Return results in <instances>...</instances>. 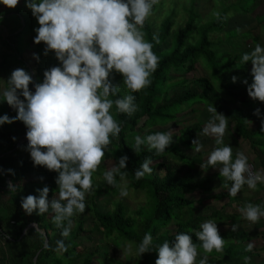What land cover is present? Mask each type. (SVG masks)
Returning <instances> with one entry per match:
<instances>
[{"label": "trees", "instance_id": "obj_1", "mask_svg": "<svg viewBox=\"0 0 264 264\" xmlns=\"http://www.w3.org/2000/svg\"><path fill=\"white\" fill-rule=\"evenodd\" d=\"M195 2L196 0H189L184 6L183 10L187 16L185 15L183 25L175 29L174 8L165 12L158 25L145 21L142 29L145 39L153 44V51L159 57L157 70L150 77L152 81L150 86L139 92H131L123 84L122 74L115 72L112 74L113 83H119L120 89L116 95L109 98L115 101L131 94L135 96V103L138 106V110L129 116L120 113L113 104L110 111L121 124L122 131L118 138L110 137L111 143L108 145L114 166L118 164L120 157L125 155L129 157L127 168L121 171L127 173L125 179L129 187L146 195L145 203L139 205L132 213L120 199L114 201L112 208L101 211L95 207L93 194L89 217L83 213L74 215L72 230L67 238L61 236L62 229L53 223L51 211L43 215L35 212L27 215L21 207V198L24 195L20 197V193L17 195L14 193L18 191L22 193L27 187L34 191L37 186H48L51 200L55 194L58 195V185L55 183L58 173L49 171L46 167L38 170L32 159L29 161L25 157L18 164H13L15 149L20 145L16 147V144L21 136L27 133V127L19 120L12 124L0 125V154L4 152L10 154L7 158L3 154L0 155V191L15 195L8 196L5 201L0 200L3 202L0 206L6 205L5 208H9L7 212L13 213L10 215L15 223L14 225L8 223L9 229L5 231L8 235L6 243L13 242L18 245L17 260L11 264H111L108 251L104 247L112 243L122 246L126 242L135 250L132 264H156L158 246L165 240L174 242L178 233L190 234L193 242L198 245L200 253L197 257L198 264L205 255L200 247L201 242L195 236V232L201 230L202 223L215 220L218 229L224 223L232 226L237 221L246 220L239 211L246 203L264 205V195L253 201H238V208L232 207L235 211H226V202L220 208L209 205L211 201H219L224 197H229V200L238 197L229 196L228 189L232 182L221 177L219 172L202 177H197L193 172L197 165L201 166L207 162V159L202 158V152H195L193 155L186 153L187 150L194 149L192 141L198 138V133L200 136V132H203L202 122L197 121L192 126L181 128L178 134H174V142L161 155H157L155 150L149 151L146 145L141 146L139 154L133 149L135 136L144 137L157 131H168L169 124L177 122V115L182 110L189 108L194 113L195 109L192 107L194 104H203L206 108L212 105L217 111H221L222 99L232 100L236 96L240 102L251 106L247 87L253 81L252 64L251 62L242 64L240 61L244 53L250 52L246 48L249 39L253 42L259 41V44L264 46V38L259 34L261 30L264 32V15H255V24L252 27L226 31L225 29L232 14H251L260 0H234L229 3L225 0H216L215 13L219 12L221 19L218 20L211 14L210 19L205 22H201ZM2 5L0 4V26L4 19L16 22L14 28L5 29L6 32L0 33V44L3 48L0 53V77L7 72L3 90L8 87L7 81L12 71L17 68L28 71L35 82H43L45 70L53 66H62L61 62L56 58L54 51L44 54L46 45L43 42L40 44L34 42L37 35L35 29L40 25L32 11L26 7L25 0H20L14 9ZM222 32L223 36L214 38L215 34ZM154 34L158 37V43L153 39ZM26 50H32L37 54L39 61L35 58L32 62L24 59ZM197 63L206 69L205 75L188 78L182 76L194 71ZM241 69H247L249 72L241 76L239 73ZM233 76L238 78L235 83L232 81ZM245 79L248 85L243 83ZM29 87L31 91H35L34 84H30ZM3 90H0V116L7 114L9 117H15L18 112L11 109L7 101L3 100ZM21 99L24 98L21 96ZM242 108H228L225 113L222 111L221 113L229 120L228 125L233 123L230 133L233 141H237V137L249 140V144L255 148V153L259 156L261 171H264V130L259 123L261 120L254 114L245 113ZM246 119L251 122H246ZM256 119L257 126L250 127ZM165 125L167 126L164 127ZM223 142L224 145L229 144L225 138ZM221 146L223 145L215 144V147ZM148 157L153 160V164L150 165L153 171L137 180L135 172ZM101 168L100 165L93 173V185L97 183L96 176L100 174ZM212 168L209 166L204 170L209 171ZM9 169L14 170L15 176L8 172ZM29 173L32 175L22 185V179ZM7 179L16 185L15 192H10L8 188L4 189ZM119 179L120 176L117 175V185ZM263 188L264 184H257V191ZM110 189L116 193L118 186H110ZM11 199L15 201L14 204L9 203ZM229 204L228 201L227 205ZM16 207H20L19 211ZM0 220L3 221L2 216ZM31 222L37 224V231L36 228L29 227L23 233V228ZM41 232L43 238L39 234ZM149 232L153 236L152 245L149 252L140 256L137 246ZM219 232L225 239L223 251L213 250L207 254L208 264H245V256L251 257L249 264H257L254 258L263 253L264 247L263 250L254 247L251 252H246L245 248L253 236L259 235L258 233H250L247 227H240L236 231L228 227L220 229ZM91 236L101 237V241L92 242L91 246L83 245L84 242L91 240ZM45 237L50 247H44ZM59 238L68 246L67 251L56 250V242L61 240ZM113 261L116 264H125L117 259Z\"/></svg>", "mask_w": 264, "mask_h": 264}, {"label": "clouds", "instance_id": "obj_2", "mask_svg": "<svg viewBox=\"0 0 264 264\" xmlns=\"http://www.w3.org/2000/svg\"><path fill=\"white\" fill-rule=\"evenodd\" d=\"M19 3L20 0H0V4L11 9ZM25 3L40 25L35 29L34 42L46 45L45 55L54 51L62 66L45 70L43 82H35L23 68L13 70L2 96L18 114L15 117L0 116V125L22 121L27 127V139L23 141L28 140L27 151L34 166H44L58 173L55 179L58 195L49 200L50 188L45 186L36 190L39 196L22 197L21 207L27 215L51 211L53 223L62 229L61 236L67 238L73 226L72 217L86 210V196L93 190V173L104 162L110 137L118 138L122 131L121 124L111 114L113 104L120 113L129 116L138 110L134 95L128 94L115 101L109 98L120 89L119 83H113L112 74H122L123 84L131 92H139L152 83L150 77L157 70L159 57L142 29L159 0H25ZM214 15L221 19L219 12ZM153 39L159 42L155 34ZM33 55L39 61V56ZM248 62L252 64L253 81L248 85L245 79L243 83L248 85V95L253 100L264 102V46L257 43L251 52L244 53L240 63ZM237 79L233 76V83ZM30 84L35 85L34 92L30 90ZM207 111L212 116L203 128V134L214 136L215 143L223 146L214 148L201 167L222 165L220 176L232 182L228 189L230 197H236L244 185L255 190L258 183L264 184V171H253L248 156L242 151H237L233 159L232 147L224 145L227 117L212 105ZM254 115L260 117L261 110L255 109ZM246 122L251 121L246 119ZM261 127L264 130V119ZM174 132L170 129L144 137L137 135L133 149L139 154L141 146L146 145L149 151L155 150L161 155L174 142ZM192 145L195 152L203 147L199 139H194ZM128 159L126 155L120 157L118 164L103 173L108 185L120 187L122 197L128 195L127 173L121 171L127 168ZM152 164L151 157L145 158L135 172L136 179L151 174ZM8 172L15 174L12 169ZM117 175L123 182L121 185L116 184ZM8 188L10 192L17 190L11 181ZM239 211L252 223L264 217V205L249 202ZM34 227L37 231V226ZM237 227L233 224L231 230L236 231ZM200 229L195 236L205 255L198 264H208L207 254L213 250L222 252L225 239L215 220L205 221ZM39 234L43 238V233ZM152 242L153 236L146 233L137 246L138 254L149 252ZM56 243L57 251H67L63 239ZM44 247H50L46 239ZM254 247V243H249L245 251L251 252ZM157 250L156 264H197L200 254L198 245L188 233H178L172 243L165 240ZM250 260L251 257H244L245 264Z\"/></svg>", "mask_w": 264, "mask_h": 264}, {"label": "rangeland", "instance_id": "obj_3", "mask_svg": "<svg viewBox=\"0 0 264 264\" xmlns=\"http://www.w3.org/2000/svg\"><path fill=\"white\" fill-rule=\"evenodd\" d=\"M189 0H159V3L157 5H154L153 8V13L152 15L147 19L150 23H154L156 25H158L162 18L165 15V12H168L169 10H172L173 8L175 9V13L176 16L174 18V28H177L181 25H183L185 18H186V13L183 10L184 6L187 5ZM228 3L230 1H234V0H225ZM175 2V3H174ZM197 4V9L198 12L200 13V20L201 22H205L208 19H210L211 14L214 15L215 11H216V7H217V2L216 0H196L195 2ZM3 6V5H2ZM158 9H160V12H158ZM218 10V8H217ZM186 15V16H185ZM255 15H264V0H260V2L257 4V6L254 8L253 12L247 13V14H232L229 17V21H228V25L225 29L229 30V29H233V28H248V27H252L255 24V20H254V16ZM16 24V22H12L10 20H2L1 22V26H0V33H4L6 32L5 29H12L14 28V25ZM260 29V28H259ZM223 33H218L214 35V38L218 37V36H223ZM260 37L264 38V32L261 30L260 31ZM228 42V41H227ZM230 43V42H228ZM259 43L258 42H253V40L249 39L248 43H247V50H249L250 52L254 49L255 45ZM231 46V44H230ZM3 50L2 45L0 44V53ZM34 52L32 50H26L25 55H24V59H26L29 62H32L34 59ZM248 69L250 70V67H248ZM249 71L247 69H241L239 70V73H241V76H245ZM7 73V72H6ZM6 73L3 74L4 76L0 77V90H3L4 88V80L6 77ZM206 74V69L200 64L197 63L195 66V70L192 72H189L187 74H182V76L184 77H193V76H200V75H205ZM242 80V79H241ZM236 95V94H235ZM234 95V96H235ZM249 100V99H248ZM251 100V106H247V104H244V102H240L239 99L235 96L232 100H227V99H222L221 101V111L223 113L226 112V110L228 108H232V109H237L238 107H243L242 109L244 110L245 113L247 114H254L255 109L259 108L261 110V116L258 117L260 120L264 119V102H260L259 100H253L252 98ZM9 107L11 109H14L13 107H11L9 105ZM195 110L194 113H192L189 108H186L184 110H182L178 115H177V122H173L170 125V129L175 130L174 134H178L180 129L183 128L184 126H192L194 125L195 122L199 121L203 123V128L205 127V125L207 124V122L210 120L212 114L209 113L207 111V108L203 105V104H194L192 106ZM221 111H217L218 113H221ZM222 113V114H223ZM257 118V119H258ZM257 119L255 120V122L250 124V127L255 128L257 126ZM229 121V120H228ZM261 123V121L259 122ZM233 125V123H230V127H228L225 136L223 138L226 139V141H229V144L232 149H233V154L235 155V153L237 151H242L245 153L246 156H248V161H250L251 163H253L255 165V168L258 171H261V167H260V162H259V156L255 153V148H252L251 145L249 144V140H243L241 137H237V141H233V139L230 136V133H232L231 130V126ZM167 125H165L164 127H166ZM162 128V127H161ZM22 139H27L26 134L21 136ZM209 137V139H208ZM200 143L203 145L201 151L202 152V158L203 159H208L210 153L214 150L215 147V137L211 136V135H204L203 132H200V136H198V138ZM22 142H25L26 144H22ZM21 143H19V147H17L18 145H16V149H15V159L17 162V164L21 161V159H23L25 157V159H28L30 161L31 156H30V152L27 151V145H28V140L22 141ZM18 143V142H17ZM22 144V145H21ZM106 155L104 157V162H102L101 166V171L100 174L98 176H96V184L93 185V190L91 192L90 195L86 196V210L83 213L84 216L89 217V210L91 207V201L93 199V194L94 196V203H95V207L101 211H104L106 209H110L113 207L114 205V201L120 199L129 209V212L132 213L139 205H142L145 203L146 201V195L144 193L138 192L136 190H134L133 188L129 187L127 180L126 181V187H127V191H128V195L126 197H122L120 195V187L118 186V191L116 193H114L113 191H111L110 189V185L107 184V182L104 179L103 173L109 168L114 166L113 164V160L111 157V153L109 150V147H107L105 149ZM257 152V150H256ZM6 153V154H5ZM187 154L193 155L195 153L194 149L192 150H187L186 151ZM197 153V152H196ZM6 158L10 155L9 152H4L2 153ZM0 154V155H2ZM5 158V159H6ZM235 159V158H234ZM15 161V162H16ZM42 167L44 166H38V170H41ZM219 167H222V165H217L216 167H213L211 170L209 171H205L201 166L197 165L196 168H194L193 172L196 174L197 177H202L205 175H209L212 174L214 172H219ZM30 175H32V173L27 174L26 176H24V178L22 179V185L23 183L30 177ZM15 176V175H12ZM123 182L121 181V179H119V183L118 185H121ZM30 185V184H29ZM33 186V185H32ZM31 186V188H32ZM43 186H37L35 187L34 191H32L29 187H27L26 189H24L21 193V191H18L17 193L14 194H19V196H23L26 197L28 195H34L35 196H39V193L36 191L37 189H42ZM23 189V188H21ZM264 191H257L251 188H249L247 185H244L241 189V191L238 193L237 197L233 200H229V197H224L223 199L219 200V201H211L209 203V205H212L216 208H220L225 202H226V207L225 210L226 211H235L232 207L238 208V201H253L254 199H256L257 197H259L260 195H264L263 194ZM12 195L9 192L6 191H0V197L1 196H10ZM15 197V195H12ZM19 199V198H18ZM228 201L230 202L229 205H227ZM14 200L11 199L9 201L10 204H14ZM5 206L1 205L0 206V216H2L4 222L2 224V227L4 229V231L9 229V225H8V219L12 218L9 211L7 212V210H9V208L7 207V209L5 208ZM75 215H80V213H76ZM263 218V217H261ZM260 218V219H261ZM88 222L90 221V218L87 220ZM259 223V225H258ZM236 225H238L237 229H239L240 227H247L250 231V233H254L257 232V228L260 226V221H258L257 223H252L248 220H241V221H237L235 223ZM258 226V227H257ZM30 227H34V226H30ZM228 227H231L230 224L228 223H224L223 226H221V228H219V230H223L226 229ZM257 227V228H256ZM36 228V227H34ZM101 237L98 238H94L91 236V240L90 241H86L84 242L83 245H89L91 246V244H93L94 242H100ZM46 239V238H45ZM61 239V238H59ZM257 238H253L251 243L255 244V247L260 246L261 244H263L264 246V239L257 241ZM93 242V243H92ZM263 242V243H262ZM130 246V247H129ZM262 246V245H261ZM260 246V247H261ZM17 247L18 245L12 243H0V264H11V262H13L16 258H17ZM107 251H108V257H109V261L111 262V264H116L113 260L117 259L120 260L121 262L125 263V264H132L133 260L135 259V250L133 248V246L126 242L125 245L122 246H116L115 244H110L108 247H104ZM259 249H262L259 248ZM263 250V249H262ZM15 257V258H12ZM12 258V260H11ZM17 260V259H16ZM255 262L257 264H264V254H261L257 257L254 258Z\"/></svg>", "mask_w": 264, "mask_h": 264}, {"label": "crops", "instance_id": "obj_4", "mask_svg": "<svg viewBox=\"0 0 264 264\" xmlns=\"http://www.w3.org/2000/svg\"><path fill=\"white\" fill-rule=\"evenodd\" d=\"M15 161H16V159L14 160V163H13V164H17L18 161H16V162H15ZM6 185H7V183H6ZM6 185L4 186V189L6 188ZM262 185H263V184H262ZM255 190H257V189H255ZM255 190H254V192H255ZM258 191H260V192H261V191H264V188H263V189H258ZM263 194H264V193H263ZM7 197H8V196H6V197L1 196V197H0V200H4V201H5V199H6ZM1 202H2V201H1ZM1 202H0V203H1ZM2 203H3V202H2ZM19 208H20V207H16V210L19 211ZM259 221H260V226H259V227L257 226V227H258V228L256 227V228H257V232H254V233H258L259 235H258V236H253V238L256 237V238H257L256 240H257V241L260 240V242H261V240L264 239V217L261 218ZM3 222H4V220H3V221L0 220L1 225L3 224ZM7 222H8L10 225H14V224H15L13 218H9ZM12 223H13V224H12ZM30 224H33V222L28 223V224L23 228V233L26 231L27 228H29L30 226H32V225H30ZM28 225H29V226H28ZM258 225H259V223H258ZM253 238H252V239H253ZM252 239L250 240V243H251ZM258 239H259V240H258ZM262 243H263V242H262ZM261 245H262V246H261ZM261 245H260L261 247H264L263 244H261ZM260 246H257L256 249L261 248ZM261 254H264V251H263V253H261ZM261 254H260V255H261Z\"/></svg>", "mask_w": 264, "mask_h": 264}, {"label": "built area", "instance_id": "obj_5", "mask_svg": "<svg viewBox=\"0 0 264 264\" xmlns=\"http://www.w3.org/2000/svg\"><path fill=\"white\" fill-rule=\"evenodd\" d=\"M248 162H249V164L252 165L253 171H257L256 168H255V165L253 163H251L250 161H248ZM9 181L10 180L7 179V181H6V183H7L6 188H8V182ZM7 238H8V235L6 234V232L4 231V229H3V227H2V225L0 223V243H2V244L6 243Z\"/></svg>", "mask_w": 264, "mask_h": 264}, {"label": "water", "instance_id": "obj_6", "mask_svg": "<svg viewBox=\"0 0 264 264\" xmlns=\"http://www.w3.org/2000/svg\"><path fill=\"white\" fill-rule=\"evenodd\" d=\"M22 141H23V139H22V137H21L20 140L18 141V143H17L16 145H18V144L21 143ZM30 225H32V226L36 225V226H37L36 223L30 224ZM28 226H29V225H28ZM37 229H38V226H37ZM45 238H46V237H45ZM46 240H47V238H46Z\"/></svg>", "mask_w": 264, "mask_h": 264}]
</instances>
